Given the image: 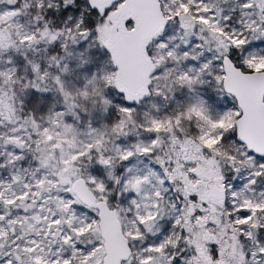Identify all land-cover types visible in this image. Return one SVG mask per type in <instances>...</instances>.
Returning a JSON list of instances; mask_svg holds the SVG:
<instances>
[{
  "label": "snow or ice",
  "instance_id": "1",
  "mask_svg": "<svg viewBox=\"0 0 264 264\" xmlns=\"http://www.w3.org/2000/svg\"><path fill=\"white\" fill-rule=\"evenodd\" d=\"M0 264H264V0H0Z\"/></svg>",
  "mask_w": 264,
  "mask_h": 264
}]
</instances>
